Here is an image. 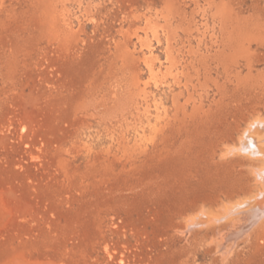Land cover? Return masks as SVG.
I'll return each instance as SVG.
<instances>
[{
  "label": "rangeland",
  "instance_id": "1",
  "mask_svg": "<svg viewBox=\"0 0 264 264\" xmlns=\"http://www.w3.org/2000/svg\"><path fill=\"white\" fill-rule=\"evenodd\" d=\"M260 122L264 0H0V264H264Z\"/></svg>",
  "mask_w": 264,
  "mask_h": 264
},
{
  "label": "bare ground",
  "instance_id": "2",
  "mask_svg": "<svg viewBox=\"0 0 264 264\" xmlns=\"http://www.w3.org/2000/svg\"><path fill=\"white\" fill-rule=\"evenodd\" d=\"M258 120V118L256 119ZM261 121V118L260 120ZM260 122V124H257V125H254L253 127H251L252 129L249 128V135L246 136L245 134V139H246V143L243 144L244 146L247 145V147H245L247 149V153L249 152V155L251 156H257V158H259L261 161H262V167L259 168L257 167L256 170H258V173H256L257 175V179L258 181L260 182V188L258 189L259 190V195L263 196L264 195V123ZM252 125V123H251ZM248 127V126H247ZM247 129V128H246ZM248 133V132H247ZM244 136V135H243ZM241 148H244L242 147L241 145ZM229 149V148H228ZM244 150V149H243ZM237 153V152H236ZM242 153V152H241ZM256 158V157H255ZM257 172V171H256ZM257 195V194H256ZM258 195V196H259ZM251 199V198H250ZM257 199V198H256ZM255 199V200H256ZM244 200V199H243ZM264 200V199H263ZM249 201V200H248ZM241 202V201H240ZM243 202V201H242ZM260 202V201H259ZM263 203V202H262ZM246 204V205H245ZM240 205V203H239ZM242 212L241 213H244L245 214V217L246 219H249V220H257V218H260L262 216H264V204H262V206H258L257 205V200L256 201H253V200H250L249 202L247 203H242ZM245 205V206H243ZM241 207V206H240ZM239 207V208H240ZM237 207V209H239ZM201 211V210H200ZM235 211V210H234ZM238 211V210H236ZM236 213V212H235ZM195 219V218H194ZM195 221V220H194ZM200 221V220H199ZM202 222V221H201ZM254 222V221H253ZM187 223V222H186ZM257 223V222H254V224ZM190 224V223H189ZM253 224V223H251ZM250 224V226H251ZM253 224V225H254ZM193 225V224H192ZM252 225V226H253ZM249 227V226H248ZM194 228V227H193ZM251 228V227H250ZM249 228V229H250ZM248 230V229H247ZM244 233V232H243ZM246 235V234H245ZM229 237V236H228ZM239 238V237H238Z\"/></svg>",
  "mask_w": 264,
  "mask_h": 264
}]
</instances>
